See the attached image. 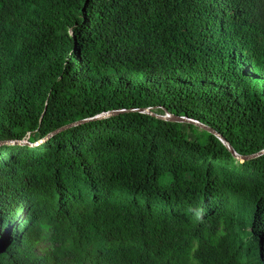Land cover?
Returning a JSON list of instances; mask_svg holds the SVG:
<instances>
[{
  "label": "trees",
  "instance_id": "trees-1",
  "mask_svg": "<svg viewBox=\"0 0 264 264\" xmlns=\"http://www.w3.org/2000/svg\"><path fill=\"white\" fill-rule=\"evenodd\" d=\"M79 120L0 144V264H264V0H0V141Z\"/></svg>",
  "mask_w": 264,
  "mask_h": 264
},
{
  "label": "water",
  "instance_id": "water-1",
  "mask_svg": "<svg viewBox=\"0 0 264 264\" xmlns=\"http://www.w3.org/2000/svg\"><path fill=\"white\" fill-rule=\"evenodd\" d=\"M141 110H142V111H146V112H148V113H150V114H153V115H155V116H157V117H159V118L166 119V120L180 121V122H181V121H189L190 123H194L195 125L201 126V127H203L204 129H207V130L211 131L212 133H214V134H215V135H216V136H217V137H218V138L224 143V145L228 148V150L231 152V154L233 155V157H235L236 159H239V160H242V161H243V160H246V159H248V158H250V157L253 156V155L243 156V155H239V154H237V153L234 151V149L232 148V146L229 144V142H228L226 139H224V137H222L220 134H218L217 132H215V131L212 130L211 128H209V127H207V126H205V125H203V124H201V123H199V122H196V121H194V120H192V119H190V118H186V117H183V116H175V115H172V114H170V113H168V112H167V115H166V116H162V115L154 114V113L151 112L149 109H141ZM116 112H118V111H109V112H105V113H103V114H100V115L96 116L95 118L106 117V116L112 115V114H114V113H116ZM81 122H83V120H79V121H75V122H72V123H69V124L63 125V126L57 128V129L53 130V131H52L51 133H49L46 137H44V138H42V139H40V140H38V141H36V142H33V143L20 140V141H17V142H15V141H0V144H2V143H10V144H27L29 147H32V146L37 145V144H39L40 142L44 141L46 138H48L49 136L53 135L54 133H56V132H58V131H60V130H62V129H65V128L69 127V126H72V125H76V124H78V123H81ZM261 153H264V150L260 151L258 154H261Z\"/></svg>",
  "mask_w": 264,
  "mask_h": 264
},
{
  "label": "rangeland",
  "instance_id": "rangeland-1",
  "mask_svg": "<svg viewBox=\"0 0 264 264\" xmlns=\"http://www.w3.org/2000/svg\"><path fill=\"white\" fill-rule=\"evenodd\" d=\"M166 115H167V113L163 114L162 116H166ZM181 122H187V123H190L189 121H181ZM197 126H198V125H197ZM198 127H199V129H202V128H203V127H201V126H198ZM22 141H27V142H29L28 140H22ZM20 145L28 147L27 144H20ZM237 160H239V159H237ZM240 161H242V160H240ZM231 165H234L235 167H237V166L240 165V164L236 161V162L232 163ZM229 166H230V165H229ZM230 167H232V166H230ZM235 167H234V168H235ZM236 234H237L238 239H241L243 242L245 241V237L243 236V234H242V232L240 231L239 228L236 229Z\"/></svg>",
  "mask_w": 264,
  "mask_h": 264
}]
</instances>
